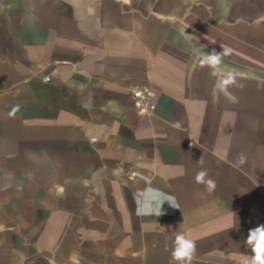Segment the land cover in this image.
<instances>
[{
    "label": "crops",
    "instance_id": "obj_1",
    "mask_svg": "<svg viewBox=\"0 0 264 264\" xmlns=\"http://www.w3.org/2000/svg\"><path fill=\"white\" fill-rule=\"evenodd\" d=\"M221 46L240 86L214 97L193 48ZM154 190L179 208L138 213ZM260 224L264 0H0V264H178L177 232L246 264Z\"/></svg>",
    "mask_w": 264,
    "mask_h": 264
},
{
    "label": "clouds",
    "instance_id": "obj_2",
    "mask_svg": "<svg viewBox=\"0 0 264 264\" xmlns=\"http://www.w3.org/2000/svg\"><path fill=\"white\" fill-rule=\"evenodd\" d=\"M222 49V52H217L213 49L211 52L202 53L199 49L193 48V52L200 57L201 66L209 68L210 75L216 79V84L213 89L214 97H216L218 93H227L228 88L232 86H240L237 80V70L235 68H228L224 65V57L230 55L231 50L226 47H222ZM246 160V156L241 153L237 157L236 164L243 165L246 163ZM198 162L203 164V157H201ZM207 176V169L202 168L196 173L195 182L197 184H204L208 191H212L216 186L215 181L206 179ZM154 191L157 192V195L154 197L151 206L143 209L138 208V213L160 216L163 214L162 205L165 201L173 208H179L174 197L160 192L159 190ZM245 243L252 252L246 264H264V224L250 229ZM195 252V241L187 238L182 232H177L174 240V249L171 253L172 258L177 261L178 264H191Z\"/></svg>",
    "mask_w": 264,
    "mask_h": 264
},
{
    "label": "built area",
    "instance_id": "obj_3",
    "mask_svg": "<svg viewBox=\"0 0 264 264\" xmlns=\"http://www.w3.org/2000/svg\"><path fill=\"white\" fill-rule=\"evenodd\" d=\"M50 77L46 76L44 82H50ZM134 106L141 116H150L155 110L152 102V93L145 86L136 87L131 92Z\"/></svg>",
    "mask_w": 264,
    "mask_h": 264
}]
</instances>
